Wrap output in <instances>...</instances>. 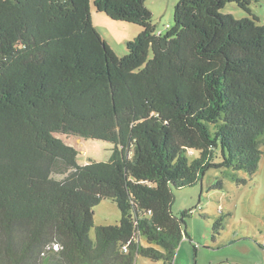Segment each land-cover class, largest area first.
Listing matches in <instances>:
<instances>
[{
    "label": "trees",
    "instance_id": "trees-1",
    "mask_svg": "<svg viewBox=\"0 0 264 264\" xmlns=\"http://www.w3.org/2000/svg\"><path fill=\"white\" fill-rule=\"evenodd\" d=\"M228 1L250 14L249 0H178L162 32L144 0H0V264H174L191 211L172 212V188L210 168L238 184L256 171L264 23L222 12ZM91 3L141 26L123 56ZM60 134L111 142V154L79 164ZM102 198L117 224L94 225Z\"/></svg>",
    "mask_w": 264,
    "mask_h": 264
},
{
    "label": "rangeland",
    "instance_id": "rangeland-1",
    "mask_svg": "<svg viewBox=\"0 0 264 264\" xmlns=\"http://www.w3.org/2000/svg\"><path fill=\"white\" fill-rule=\"evenodd\" d=\"M178 0H144L150 10L151 21L158 30L165 32L173 21V11ZM250 14L235 1L226 2L221 9L236 18H257L264 23V0H249ZM94 28L118 56L127 53L126 42L133 39L141 26L132 22L114 20L90 5ZM151 56V52L149 53ZM64 141L78 149L77 162L107 160L111 154V142L83 138L72 134H60ZM197 151L191 158L197 156ZM227 168H210L201 181L194 185L172 188V212L191 211L185 216L186 235H183L176 250L174 264H264V154L261 155L255 172L239 171L245 183H236ZM220 177L222 188H210ZM120 210L110 198H102L93 208L94 225L117 224ZM218 221L220 228L214 230ZM93 228L90 234L93 235ZM134 264H163L139 255Z\"/></svg>",
    "mask_w": 264,
    "mask_h": 264
},
{
    "label": "built area",
    "instance_id": "built-area-1",
    "mask_svg": "<svg viewBox=\"0 0 264 264\" xmlns=\"http://www.w3.org/2000/svg\"><path fill=\"white\" fill-rule=\"evenodd\" d=\"M263 247H264V244H263ZM124 250H126V246H124Z\"/></svg>",
    "mask_w": 264,
    "mask_h": 264
}]
</instances>
